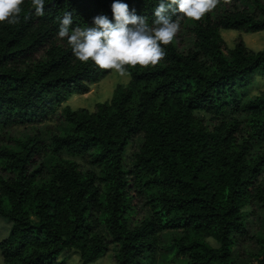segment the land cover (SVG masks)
<instances>
[{
	"label": "trees",
	"instance_id": "1",
	"mask_svg": "<svg viewBox=\"0 0 264 264\" xmlns=\"http://www.w3.org/2000/svg\"><path fill=\"white\" fill-rule=\"evenodd\" d=\"M114 2L44 0L37 16L24 0L18 24L0 23L2 264H69L58 257L68 249L86 264L110 244L114 264H264V227L247 233L245 208L264 210V91L247 92L264 78V45L225 47L218 32L264 29V0L219 3L200 21L169 10L188 44L174 38L156 66H126L127 82L92 110L60 106L53 129L8 130L41 122L109 71L81 62L58 32L68 12L72 29L98 15L114 23ZM120 2L153 26L160 0ZM247 236L256 246L241 262L233 245Z\"/></svg>",
	"mask_w": 264,
	"mask_h": 264
},
{
	"label": "clouds",
	"instance_id": "2",
	"mask_svg": "<svg viewBox=\"0 0 264 264\" xmlns=\"http://www.w3.org/2000/svg\"><path fill=\"white\" fill-rule=\"evenodd\" d=\"M24 0H0V23L20 22ZM220 0H160L155 8L153 26L144 17L129 10L126 3L112 4L114 23L105 15L94 17L93 26L72 29V14L65 13L58 36L67 38L75 56L81 62L93 61L102 70H114L120 76L129 75L126 66L147 68L160 63L166 53L162 45L170 44L180 30L178 22L167 13L182 14L200 21L213 11ZM37 16L44 15V0H32Z\"/></svg>",
	"mask_w": 264,
	"mask_h": 264
},
{
	"label": "rangeland",
	"instance_id": "3",
	"mask_svg": "<svg viewBox=\"0 0 264 264\" xmlns=\"http://www.w3.org/2000/svg\"><path fill=\"white\" fill-rule=\"evenodd\" d=\"M233 0H220L219 3L229 4ZM219 5V4H218ZM180 25V30L177 35L174 37L178 40L179 45L185 46L189 42V37L187 36L186 30ZM218 32L221 38L224 41L225 47H231L234 41L240 37L244 43V45L249 49H260L264 45V29L256 30V31H245L241 29H233V28H219ZM225 52V48L223 49ZM128 80L127 76H120L114 70H109L106 74H104L98 81L90 83L89 88L85 93H71L66 100H64L58 107H56L55 111L51 114H48L45 118L42 119L41 122L33 123L31 125H12L8 130L13 133H18L20 131H30L34 129V127H39L40 130H44L49 127L51 129L54 126L59 125L61 122V118L59 116L60 106L67 104L70 108H77L83 106L88 110H92L94 107V103L97 101H102L108 99L112 89L116 84H125ZM264 91V78L256 75L248 87L247 92L249 94H255L258 92ZM201 116L209 121L210 117L208 114H204L202 112H198ZM140 140V136L136 135L131 138L128 143L124 147L123 154V163L124 165H128L130 163V153L135 149L138 142ZM264 147V144L260 145ZM256 147V146H255ZM42 159H46L45 156H42ZM74 159L78 162H81L82 165H85L82 160L78 157H74ZM264 175V168L262 176ZM132 194V204L135 207V211L132 213V216L137 218L141 216L145 208L141 205V198L136 197L134 191ZM247 210L246 214V227L247 233H254L261 230L264 227V210L261 206L256 203H250L245 206ZM10 222L3 217H0V239L6 235ZM206 239L213 245H216V242L211 237H206ZM256 244L254 243V239L251 236L242 237L239 241H237L233 245V252L237 254V257L241 262H245L248 256L249 250H254ZM113 245H108L106 251L103 255L95 259L94 261L88 262L86 264H114L113 257ZM59 258L64 259L66 263L73 264L79 263V257L77 252L74 249L63 250L59 256ZM250 259V258H249ZM248 259V260H249ZM0 264H2V258L0 255Z\"/></svg>",
	"mask_w": 264,
	"mask_h": 264
}]
</instances>
